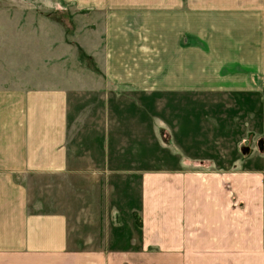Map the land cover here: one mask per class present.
Segmentation results:
<instances>
[{
    "label": "rangeland",
    "instance_id": "374dc122",
    "mask_svg": "<svg viewBox=\"0 0 264 264\" xmlns=\"http://www.w3.org/2000/svg\"><path fill=\"white\" fill-rule=\"evenodd\" d=\"M121 1L0 0V77L57 81L68 94L72 155L89 158L91 146L71 173L28 184L51 208L83 205L67 191L99 190L123 217L168 184L214 187L217 197L228 188L235 253L251 258L236 264H264V179L242 178L264 169V0H177L169 13ZM84 167L101 181L87 187ZM178 168L212 175L164 180ZM228 170L233 181L218 175Z\"/></svg>",
    "mask_w": 264,
    "mask_h": 264
},
{
    "label": "crops",
    "instance_id": "0c3cea01",
    "mask_svg": "<svg viewBox=\"0 0 264 264\" xmlns=\"http://www.w3.org/2000/svg\"><path fill=\"white\" fill-rule=\"evenodd\" d=\"M76 1L108 6L120 0ZM176 1L135 2L169 13L175 11L171 7ZM57 83L29 74L12 79L8 72L0 77V264H236L251 260L247 254L235 253L234 208L228 202V188H222V196L217 197L214 187L177 190L175 184H168L157 195L147 191L145 202L131 205L124 217L123 208L108 206L107 195L95 189L78 195L67 191L68 197H81L83 205L54 201L51 208L29 180L44 173L69 174L90 161L91 154L88 145L89 158L72 155L68 94ZM83 171L87 187L101 181V174L92 175L85 167ZM176 171L163 175L164 180L203 181L212 175ZM234 174L228 170L218 175L233 181ZM242 178L264 179V169L250 166ZM136 208L142 215L141 227L131 221ZM127 230L130 236H125Z\"/></svg>",
    "mask_w": 264,
    "mask_h": 264
},
{
    "label": "trees",
    "instance_id": "16d2710c",
    "mask_svg": "<svg viewBox=\"0 0 264 264\" xmlns=\"http://www.w3.org/2000/svg\"><path fill=\"white\" fill-rule=\"evenodd\" d=\"M52 14L54 16H56L57 18H59L60 20H62L63 18L66 17V12L65 13L64 12L60 13L58 10H55ZM86 57H87V55H85L83 58H86ZM89 59H90V62L92 63L93 62L92 59L91 58H89Z\"/></svg>",
    "mask_w": 264,
    "mask_h": 264
}]
</instances>
